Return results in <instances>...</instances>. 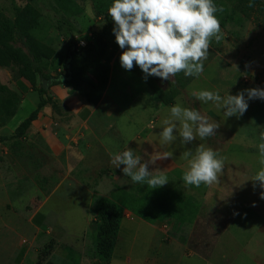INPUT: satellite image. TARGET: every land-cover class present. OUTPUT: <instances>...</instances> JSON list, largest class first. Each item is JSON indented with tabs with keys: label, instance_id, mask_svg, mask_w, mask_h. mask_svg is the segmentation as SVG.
<instances>
[{
	"label": "rangeland",
	"instance_id": "1",
	"mask_svg": "<svg viewBox=\"0 0 264 264\" xmlns=\"http://www.w3.org/2000/svg\"><path fill=\"white\" fill-rule=\"evenodd\" d=\"M73 1L76 8L64 11L54 0H0V13L13 22L27 7L39 13L38 24L31 27L30 34L54 52L51 64L42 69L47 76L66 74L64 63L69 49L73 45L83 48L93 41V35L102 32L108 8L114 2ZM113 28L114 23L106 42L112 76L110 95L115 99L110 107V117L115 121L112 139L116 143H123L127 137V116L130 115L129 118L138 124V129L141 123H153L157 119L163 121L169 116V109L179 103L182 107L199 111L209 122L219 125L214 135L204 139L211 148L229 150V153L237 155V145L240 146L238 162H228V155L225 158L229 173L224 180L225 185H231L234 179L239 182L240 174V181H244L245 193L240 204L243 212L239 219L229 225V219L205 208L196 224L179 228L165 222L169 225L168 235L183 236L189 252L196 251L202 256L213 252L212 264H264V246L259 244L264 242V198H261L264 189L259 187V182L252 181L261 168L258 146L264 133V99L248 100L245 92L247 110L243 115L227 118L223 110L212 102L205 104L191 95L200 90L219 92L225 96L237 95L246 89H264V29L251 21L242 26L230 23L221 26L220 40L212 38L208 57L203 62L204 71L199 77L185 76L180 72L170 80H162L156 76L145 79L139 66H134L132 70L121 67L119 58L123 49L115 41ZM12 44L32 58L29 41L23 34L18 33ZM6 68H0V79L5 77L10 81L21 77L17 65ZM83 74L87 81L77 86H66L88 100L93 93L88 80L93 77L87 69ZM42 79L47 80L38 78L37 87H42ZM126 87L132 92H124ZM157 90L161 92L162 100L154 96ZM16 105L13 93L0 81V118L3 116L8 120ZM127 108L130 112L127 110L126 113ZM55 110L63 117L62 123L71 124L72 118L67 110L57 105ZM129 129L133 131V128ZM116 130L120 131V135L116 134ZM3 146V149L0 147V264H35L38 251L50 239L60 242V246L46 264H81L84 256L91 259L90 264H100L98 260L94 261L97 259L99 223L93 221L87 227L86 223L80 222L79 216L71 214L77 211L79 204L91 206V193L98 192L103 176L109 177L116 171L118 174L110 178L111 184L124 189L139 183H133L129 176L123 174V165L115 168L109 157L99 152L91 158V165H87L78 158L53 156L47 145L37 137L24 135L3 143ZM124 150V145L118 144L113 155ZM239 155L235 158L238 159ZM164 186L189 193L169 180ZM92 206L95 212V202ZM228 225L229 231L216 245L219 235ZM130 226L134 232L139 229L134 223ZM127 229V222H124L118 242L123 240ZM121 248L116 245L115 251L119 253ZM152 253L156 264L158 249H153ZM195 264L204 263L196 260Z\"/></svg>",
	"mask_w": 264,
	"mask_h": 264
},
{
	"label": "crops",
	"instance_id": "2",
	"mask_svg": "<svg viewBox=\"0 0 264 264\" xmlns=\"http://www.w3.org/2000/svg\"><path fill=\"white\" fill-rule=\"evenodd\" d=\"M0 68L4 70L8 69L6 67ZM0 81L20 98L15 115L9 118L5 124L0 121V137L13 136L22 122L38 108L40 98L39 94L33 91L31 84L22 77L10 81L3 77ZM52 84L48 86L50 89L47 91L46 97L52 98L54 103L47 104L41 110L39 118L33 122L26 132V137L41 139L51 150L53 156L78 158L87 165H91V158L96 157L98 152L102 156H108V160L111 163V157L117 149L118 144H123L125 150L128 148L133 150L134 155L140 158L141 163H148L149 171L153 175H164L174 185L179 184L185 188L189 192L186 194L196 193L201 197L203 206L195 224L201 219L205 208L213 209L223 217L229 219V225L239 219L243 212L240 207L242 202L241 196H244L245 193V184L244 181H240V174H238L239 182H236V179H234L231 185H225L224 180L229 172L224 166L222 173L219 174L218 182L211 186L204 184H201L200 187L194 185L187 186L183 181V174L188 166L183 153L186 151L195 153L197 147L201 144L206 148L210 147L204 140H200L197 137L195 141L185 145L181 143L178 133L174 132L177 138L170 143L163 144L159 136V133L162 131V120L159 121L157 119L153 123H141L142 125L136 129L138 124H135L133 119L129 118V115L127 116L129 130L127 137L123 143L122 141L116 143L112 139V129L114 128L115 121L113 120V122L110 117V112H112L110 107L115 103L114 97L110 95L112 76L104 94L96 103L88 102L84 96L73 91V89H69L66 85L53 86ZM124 92L131 93L132 90L126 87ZM55 105L67 110L69 116L72 118L71 124L61 122L63 117L56 112ZM127 110L130 112V108L125 110L126 113ZM129 128H133V131ZM116 134L120 135V131L116 130ZM5 142L0 143L1 149L4 148L3 143ZM239 147L238 144L237 155L229 153V150L212 149L218 153L219 157L227 158L228 155V162L235 163L240 159ZM163 152L171 153L172 157L157 160L155 163L151 162ZM232 154L235 156L239 155L238 159ZM116 174L118 173L114 171L109 177L103 176L97 188L98 192L91 193V206L79 204L78 209H76L77 211L72 212L71 215L79 216L80 222L86 223L87 227L93 221H96L95 212L92 210L93 202L97 196H111L115 185L111 184L110 178ZM233 174L234 172L231 173V176ZM117 202L122 206L126 204L123 197H119ZM124 222H127L128 229L123 240L119 239L117 245L122 248L119 253L114 251L111 264H155L156 259L153 258V249H158L159 252L156 264H195L196 260L204 264H212L211 257L213 252L206 256H202L199 252L192 250L189 252L183 236L178 234V237H171L168 235L167 229L169 225L167 224L158 225L155 220L150 222L143 221L127 210L125 211V217L121 226L124 225ZM131 223L137 225L139 229L134 232L130 226ZM229 225L219 235L216 245L219 244L218 241L222 240L229 231ZM259 244L264 246L263 241ZM116 258L118 259L117 263ZM94 261L96 262L97 259H94ZM90 262L91 259L84 256L81 264H90Z\"/></svg>",
	"mask_w": 264,
	"mask_h": 264
},
{
	"label": "clouds",
	"instance_id": "3",
	"mask_svg": "<svg viewBox=\"0 0 264 264\" xmlns=\"http://www.w3.org/2000/svg\"><path fill=\"white\" fill-rule=\"evenodd\" d=\"M251 7L252 5L249 4ZM218 9L213 0H114L108 8V16L114 22L115 41L121 49L120 65L125 70L139 66L144 78L156 76L170 80L183 72L185 76L199 77L204 71V60L208 57L212 38L220 40L221 24L215 13ZM264 99V89H246L237 95L221 96L209 90L194 91L192 96L207 104L212 102L228 117L240 116L248 108L245 99ZM219 127L211 123L199 111L182 107L179 103L169 109V116L162 121L159 133L163 144L174 141L178 136L182 144H189L199 137L204 140L215 134ZM259 144L260 170L252 181L259 182L264 189V133ZM172 157L169 152L159 154L157 160ZM183 157L188 166L183 174L187 186H211L219 180L224 168V159L212 148L199 145L195 153L186 151ZM111 163L129 176L133 183H147L152 188L166 185L164 175H153L148 163H141L132 149L114 154ZM255 186V185H254ZM264 198V192L261 193Z\"/></svg>",
	"mask_w": 264,
	"mask_h": 264
},
{
	"label": "trees",
	"instance_id": "4",
	"mask_svg": "<svg viewBox=\"0 0 264 264\" xmlns=\"http://www.w3.org/2000/svg\"><path fill=\"white\" fill-rule=\"evenodd\" d=\"M54 2L64 11L76 8L73 0H54ZM214 4L218 9H222L217 11L222 27L229 23L242 26L246 21H251L264 29V0H214ZM249 4L252 6L250 7ZM38 18L39 13L30 7L22 11L15 22L0 13V67L17 65L21 77L31 84L33 91L37 92L40 98L38 108L22 122L15 134L0 137V143L23 137L33 122L39 118L41 110L47 104L54 103L52 98L46 97L48 89H44L43 86L37 87L38 78L52 79L53 86H77L82 81H87L83 74L87 69L93 77L88 80L93 88L92 96L88 98L90 103H96L102 97L110 81L111 66L106 37L114 22L108 14L102 32L93 35L92 42L81 49L76 45L69 49L64 63L66 74H60L58 77L47 76L42 72V69L53 61L54 52L30 34L31 27L38 24ZM18 33L28 39L32 58L12 44ZM160 93L157 90L154 96L162 100ZM13 99L17 101V105L10 112L9 118L15 115L20 102V98L15 93ZM8 120L3 116L0 118L3 124ZM119 197L125 199V206L117 202ZM94 202L96 222L99 223L95 256L100 264H111L126 210L146 222L155 220L158 225L171 222L174 227L182 228L193 225L202 209V202L195 194H186L176 188L165 186L152 189L147 183H139L130 189L115 185L110 197L97 196ZM59 246L57 240L50 239L38 251L35 264H46Z\"/></svg>",
	"mask_w": 264,
	"mask_h": 264
},
{
	"label": "water",
	"instance_id": "5",
	"mask_svg": "<svg viewBox=\"0 0 264 264\" xmlns=\"http://www.w3.org/2000/svg\"><path fill=\"white\" fill-rule=\"evenodd\" d=\"M53 83V80H42V86L44 89H48V86H50Z\"/></svg>",
	"mask_w": 264,
	"mask_h": 264
}]
</instances>
